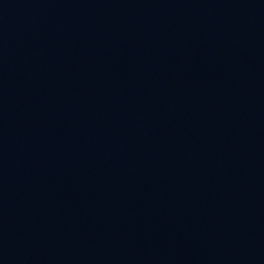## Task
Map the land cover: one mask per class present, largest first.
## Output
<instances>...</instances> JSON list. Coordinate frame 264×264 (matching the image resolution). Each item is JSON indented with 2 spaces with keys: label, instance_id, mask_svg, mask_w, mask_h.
I'll use <instances>...</instances> for the list:
<instances>
[{
  "label": "water",
  "instance_id": "obj_1",
  "mask_svg": "<svg viewBox=\"0 0 264 264\" xmlns=\"http://www.w3.org/2000/svg\"><path fill=\"white\" fill-rule=\"evenodd\" d=\"M0 264H264V0H0Z\"/></svg>",
  "mask_w": 264,
  "mask_h": 264
}]
</instances>
